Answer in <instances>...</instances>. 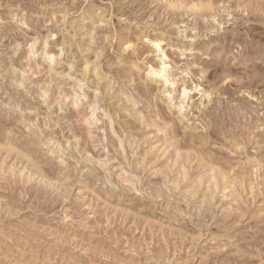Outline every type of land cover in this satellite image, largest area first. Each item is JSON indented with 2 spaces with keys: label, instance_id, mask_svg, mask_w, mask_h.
<instances>
[{
  "label": "rangeland",
  "instance_id": "1",
  "mask_svg": "<svg viewBox=\"0 0 264 264\" xmlns=\"http://www.w3.org/2000/svg\"><path fill=\"white\" fill-rule=\"evenodd\" d=\"M0 264H264V0H0Z\"/></svg>",
  "mask_w": 264,
  "mask_h": 264
}]
</instances>
